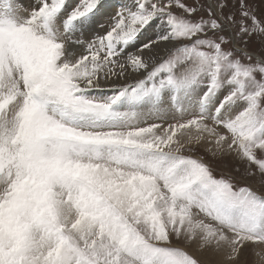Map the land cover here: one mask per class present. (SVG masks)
<instances>
[{
  "label": "snow or ice",
  "instance_id": "6c2138e0",
  "mask_svg": "<svg viewBox=\"0 0 264 264\" xmlns=\"http://www.w3.org/2000/svg\"><path fill=\"white\" fill-rule=\"evenodd\" d=\"M249 247L264 264V0H0V264Z\"/></svg>",
  "mask_w": 264,
  "mask_h": 264
},
{
  "label": "rangeland",
  "instance_id": "374dc122",
  "mask_svg": "<svg viewBox=\"0 0 264 264\" xmlns=\"http://www.w3.org/2000/svg\"><path fill=\"white\" fill-rule=\"evenodd\" d=\"M258 46V42H254L253 43V47H257ZM194 155L197 156H201L203 157L206 161H208L209 163L212 164L213 168L216 171L217 175H220L221 173L223 174H231L233 175L238 182L240 183H250L252 184V186L254 188H259V182L258 179L256 181H244L241 179V177L239 175H237L234 171V169L236 167H239L238 162L232 158V157H213V155L206 151V146L201 145L198 146L196 151L193 153ZM256 251V250H255ZM208 258V254H204L202 256V259H207ZM256 255L254 254V251L251 247H249L244 255L242 256V262L243 264H259V262H257L256 259Z\"/></svg>",
  "mask_w": 264,
  "mask_h": 264
},
{
  "label": "bare ground",
  "instance_id": "6f19581e",
  "mask_svg": "<svg viewBox=\"0 0 264 264\" xmlns=\"http://www.w3.org/2000/svg\"><path fill=\"white\" fill-rule=\"evenodd\" d=\"M108 2H109V4H117V3H119V0H108ZM17 3L27 5V4L31 3V0H17ZM110 10L114 13L117 9L112 8ZM87 38L88 37H83L82 39H87ZM77 50L79 51L80 49H77ZM256 251L264 252V249L257 248ZM256 259H257L256 261L259 262V258L257 257Z\"/></svg>",
  "mask_w": 264,
  "mask_h": 264
}]
</instances>
